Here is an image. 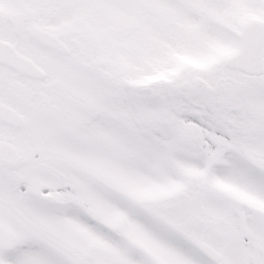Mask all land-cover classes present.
Segmentation results:
<instances>
[{"label": "snow or ice", "instance_id": "6c2138e0", "mask_svg": "<svg viewBox=\"0 0 264 264\" xmlns=\"http://www.w3.org/2000/svg\"><path fill=\"white\" fill-rule=\"evenodd\" d=\"M0 264H264V0H0Z\"/></svg>", "mask_w": 264, "mask_h": 264}]
</instances>
